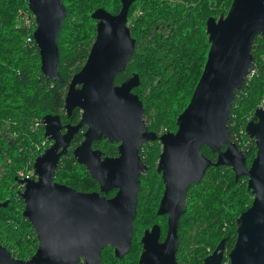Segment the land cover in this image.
I'll return each instance as SVG.
<instances>
[{
	"label": "water",
	"instance_id": "95a60500",
	"mask_svg": "<svg viewBox=\"0 0 264 264\" xmlns=\"http://www.w3.org/2000/svg\"><path fill=\"white\" fill-rule=\"evenodd\" d=\"M133 1L121 0L116 14L102 7L91 13L96 20L95 37L64 97L66 113L70 115L73 109L81 108V119L75 125H65L66 131L61 133L58 115L43 116V136L53 143L33 161L37 178L17 181L24 186L26 206L22 215L39 237V247L32 257L22 260L0 246V264H71L70 256L51 253L67 250L62 243L64 237H70L76 219L77 225L87 227V237H93L94 255L87 258L88 264L99 262V250L105 244L113 245L115 256L122 257L136 215L139 175L147 168L138 155V146L157 138L162 143L157 170L162 171L165 182L157 212L169 214V230L168 237L157 243L160 253L156 264H175L176 229L185 209L186 190L198 183L212 165L231 168L235 180L245 176L253 195L250 206L236 219V239L226 256L229 264H264V107H257L254 118L245 125V133L253 138L256 148L249 165L245 153L230 139L228 128L233 97L253 65V39L257 35L264 37V0H232L225 15L207 18L209 48L200 77L189 102L177 116L176 132H164L159 137L153 131L146 132L142 103L132 93L140 83L139 75L133 72L121 84H114L116 74L125 69L135 50V40L126 25L128 6ZM27 7L35 20L32 36L38 48L40 71L45 78L58 80L57 39L66 7L62 0H28ZM83 125L87 126L84 140L73 152L97 180L101 192L117 189L110 198L98 192H79L54 181L60 157ZM101 136L121 141L119 156L101 159L100 153L92 150V141ZM202 145L218 151L215 162L202 154ZM222 145L225 149L219 150ZM151 233L154 228L152 232L146 230L144 236ZM148 238L143 237V241L146 243ZM147 258L143 252L141 261ZM223 258L221 239L205 264H221Z\"/></svg>",
	"mask_w": 264,
	"mask_h": 264
},
{
	"label": "trees",
	"instance_id": "16d2710c",
	"mask_svg": "<svg viewBox=\"0 0 264 264\" xmlns=\"http://www.w3.org/2000/svg\"><path fill=\"white\" fill-rule=\"evenodd\" d=\"M62 2L66 16L57 39L60 79L51 80L41 73L38 48L34 42L27 41L29 30L17 18L21 8L28 9L27 3L24 0H0V139L3 145L9 146L2 151L0 159L8 171L3 180L10 179L13 188L22 186L17 182V171L27 164L26 168L32 169L35 157L49 145L43 137V126L32 132L33 123L47 114L58 115L70 122L79 116L78 109L70 117L64 114V97L72 75L81 69L95 37L96 20L91 13L99 7L111 12L119 7V0ZM231 2L138 0L135 3L144 13L136 15L130 25L136 42L134 54L126 71L115 76V82L131 72L139 75L140 83L135 91L156 132L164 128L175 129V118L189 102L206 61L209 42L205 22L208 17L225 15ZM251 51L256 71L235 92L228 124L230 138L245 153L247 165L256 148L253 138L245 133V125L254 118V111L264 96V37H254ZM240 130L244 132L240 134L241 143H238L233 134ZM78 134L77 140L82 137L80 132ZM110 146L107 144L104 154L110 153ZM201 150L215 161V155L207 147L203 146ZM158 152L159 144L153 143L151 157L147 160L148 171L154 168ZM67 155L60 159L54 181L78 188L77 182L87 179L90 185H94L95 181L88 179L83 166ZM246 181L245 176L235 180L229 167L212 165L201 181L191 186L181 226H197V233L201 234L206 245L213 237L215 240L219 237L220 241L224 239V252L227 253L236 239V219L253 200ZM141 184L148 193L149 177L146 176ZM147 200L148 194L142 195L137 203V218L144 223L149 215V208L144 204ZM0 211L11 212L10 221H0V237L6 239L4 245H22L17 248L18 252L29 247L30 253L35 240L27 241V247L23 248L22 237L31 228L21 216V202ZM110 259L116 260L114 257ZM196 263L195 259L193 264ZM221 264H228L226 256Z\"/></svg>",
	"mask_w": 264,
	"mask_h": 264
},
{
	"label": "flooded vegetation",
	"instance_id": "af4514ba",
	"mask_svg": "<svg viewBox=\"0 0 264 264\" xmlns=\"http://www.w3.org/2000/svg\"><path fill=\"white\" fill-rule=\"evenodd\" d=\"M137 1L138 0H134L128 6V10L126 14V18H127L126 25L129 27V29H130V25L132 23L133 18L138 14L144 13V10H141L140 7L135 5ZM121 6H122V3H121V0H119V7L116 11H112V12L108 10L107 11L112 14H116L121 9ZM132 38L135 40L134 37ZM127 65L125 69L120 73H124L126 71ZM131 73H129L126 77H124L119 82H115V79H114V84L116 85L121 84ZM135 88L132 89V93L136 94L139 98V95L135 91ZM76 109H78L79 111V116L77 120L74 122L66 121L65 119H61L59 117L60 123L62 126L61 133H64L66 131L65 125L67 124L75 125L80 121L81 116H82L81 108L73 109L70 115H68L66 111L64 110V114L67 115V117H70L72 112ZM176 119L177 117L175 118V129L164 128L163 130L156 132L153 128L150 115L145 112L144 107H143V121H144V125L146 126V132L153 131L157 135V137L161 136V134H163L164 132H173V133L176 132L177 130ZM86 128L87 126L83 125L72 136L69 142V145L66 149V152L60 157V159L65 156L68 157L67 154H69L71 158L74 159L75 163H78L83 166V168L88 173V176H89L88 179L94 180L95 184L90 185L89 181L87 179H84L80 182H77L76 185L78 186V188H76V187L68 186L61 182H56V181L55 182L66 185L67 187L72 188L79 192H84V193L98 192L100 195L105 196L106 198H110L115 195L117 189H111L106 193L101 192L99 189L97 180H95L94 178L90 176L85 165L78 161L77 157L75 156L73 152L74 149L78 147L84 140V132ZM79 132L82 134V137L77 140V136L79 135L78 134ZM143 132L145 131L144 130L140 131V133H143ZM156 142L159 144L158 157L154 164V168L148 171L147 170L148 168L147 160L151 157L152 146H153V143H156ZM52 143L53 141H49V145H51ZM107 144L111 145L109 147L110 153L104 154L103 151L107 150L106 149ZM120 144H121L120 140L119 141H115V140L109 141L108 139L101 136L99 139L92 141L91 148L92 150H96L100 153L101 159L106 158V157L112 158V157L119 156V145ZM203 146L207 147L208 151L212 152L215 155V161H216L217 156H218V151H213L207 145H202L201 148ZM8 147L9 146L3 145V140L0 139V154H3L2 151L4 149L7 150ZM225 147H226L225 145H222L220 146L219 150H224ZM161 151H162V143L160 142L158 138L154 140L150 139V140L144 141L139 144L138 155L141 158L142 162L147 166V168L146 170L142 171L139 175V190L136 196V215L133 220V229H132V234L130 237V242L127 246V250L124 252L122 257L120 258L115 256L113 245L105 244L99 250V262L97 264H146L145 262H147L148 264L157 263V261H155V258L160 253V251L157 250V243L159 244L162 243L165 240V237H168L167 232L169 230V214L168 213L159 214L157 212L160 206L161 199L164 194V190H165V182L162 178V171L157 170L158 159H159ZM201 152L211 162H215V161H212L208 155H205L202 150ZM60 159H59V162H60ZM210 167L207 168L202 178L205 176L206 172L208 171ZM7 174H8V171L5 170L4 167L1 165L0 166V209L7 207V206L9 208L10 205L17 203L18 201L21 202V216L23 217V219H25L30 224V228H31V231H29L31 235L30 236L27 235V237H22L23 238L22 240L24 241L22 242L23 248L27 247V241H30L33 239L35 240V245L32 247V250L30 251V253L28 252L29 247L28 249L24 251L18 252L17 248L22 247V245L18 246V245H14L13 243H11V244H8V246H6L4 245V243L6 242V239H4L3 237H0V246H3L4 248H6V250L10 253V255L13 258L27 260L30 257H32V255L36 252L37 248L39 247L40 240H39V237L36 236V233L31 223L29 222V220L26 219L22 215V212L24 211L25 206H26L25 200L22 197V193L24 192V186L22 185L20 188H13L10 179L3 180L4 177L7 176ZM146 176L149 177L148 193H145V190L142 188V184H141L145 180ZM36 178H37L36 175L32 177V179H36ZM192 185H190L186 190V194L184 198L185 209L179 216L178 226L176 229V237L178 240V245L175 251V264H193L195 259L197 260L196 264H205V259L215 250L217 245L220 243L219 237H217L216 240H215V237H213L212 242L206 245V241L203 240L201 234L197 233V226L196 227L195 226L194 227H189V226L182 227L181 226V222L186 216V210H187L188 201H189V191ZM147 194H148V200L147 202H144V204L146 203L145 205H147L149 208V215H148L147 223L146 222L144 223L137 218V203H138L140 196L142 195L147 196ZM10 218H11L10 211H7L5 213L0 211V221L3 222L4 219H6V221H10ZM153 228H154V233H151L149 236H144V232L146 230H148L149 232H152ZM86 232H87V227L82 226V225H77V219H76L75 225L74 226L72 225L71 227L70 237H64V241L62 243V246H67V250L54 251L51 253V255H56V256L68 255L70 256L71 264H88L89 260L87 258L89 256L90 258H92V256L94 255V251H93V237H87ZM143 237H149L146 243L143 241ZM155 237H157V239H155ZM145 244L148 245V248H149L148 250ZM229 251L227 253L224 252V257L227 256ZM143 252H145L146 256L148 257L145 260V262L141 261V256ZM110 257H114L116 258V260H112L110 259Z\"/></svg>",
	"mask_w": 264,
	"mask_h": 264
},
{
	"label": "built area",
	"instance_id": "2783aa9c",
	"mask_svg": "<svg viewBox=\"0 0 264 264\" xmlns=\"http://www.w3.org/2000/svg\"><path fill=\"white\" fill-rule=\"evenodd\" d=\"M24 1L27 3L28 0H24ZM17 18H18L19 23L29 30L28 36H27V41L34 42L33 36H32V33H33L32 30L35 29L34 28L35 27V20H34L33 14L30 12L29 9L21 8L18 11ZM255 71L256 70H255V68L252 65V67L250 68L245 80L250 79L254 75ZM257 107H264V96L260 99V102H259ZM41 126H43L42 120H40V121L37 120V121H35L33 123L32 130H35V129L41 127ZM243 132H244V130H240L239 132H236V133L233 134V138L236 141H238V143H241L240 134L243 133ZM43 144H44V141H43ZM36 147L39 148L40 146L36 145ZM34 175L35 174H34L33 168L32 169H28L26 171L25 170H18L17 171V177L19 179H23V178H28L29 179V178H32Z\"/></svg>",
	"mask_w": 264,
	"mask_h": 264
},
{
	"label": "rangeland",
	"instance_id": "374dc122",
	"mask_svg": "<svg viewBox=\"0 0 264 264\" xmlns=\"http://www.w3.org/2000/svg\"><path fill=\"white\" fill-rule=\"evenodd\" d=\"M40 128H37V129H35V130H32L31 129V131L32 132H35V131H38ZM44 137V136H43ZM48 141V140H47ZM48 147V146H47ZM3 157V154H0V158H2ZM3 166V164H2V160L0 159V166ZM29 165L27 164V165H25L23 168H21V169H19V170H28V168H26V167H28ZM24 234H25V236L24 237H27V235H29V232L28 231H26V232H24Z\"/></svg>",
	"mask_w": 264,
	"mask_h": 264
}]
</instances>
